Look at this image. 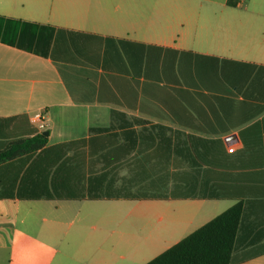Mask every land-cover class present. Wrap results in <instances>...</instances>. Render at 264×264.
<instances>
[{"label": "crops", "instance_id": "0c3cea01", "mask_svg": "<svg viewBox=\"0 0 264 264\" xmlns=\"http://www.w3.org/2000/svg\"><path fill=\"white\" fill-rule=\"evenodd\" d=\"M17 115L48 139L0 163V264H145L238 201L233 264H264V0L0 3Z\"/></svg>", "mask_w": 264, "mask_h": 264}, {"label": "trees", "instance_id": "16d2710c", "mask_svg": "<svg viewBox=\"0 0 264 264\" xmlns=\"http://www.w3.org/2000/svg\"><path fill=\"white\" fill-rule=\"evenodd\" d=\"M239 0H227V4L236 6ZM113 120L121 119L130 123L123 113L112 111ZM27 115L0 118V163L23 155H31L47 144L48 135L45 131L25 123ZM6 123L3 130L2 123ZM110 127H95L92 131H104ZM180 195V194H179ZM177 195V196H179ZM183 195V194H182ZM194 196L193 194H184ZM166 193H149L147 191H117L108 193V198H151L168 197ZM243 213V202L238 201L213 219L196 229L181 241L162 252L145 264H233V252L236 237Z\"/></svg>", "mask_w": 264, "mask_h": 264}, {"label": "rangeland", "instance_id": "374dc122", "mask_svg": "<svg viewBox=\"0 0 264 264\" xmlns=\"http://www.w3.org/2000/svg\"><path fill=\"white\" fill-rule=\"evenodd\" d=\"M17 3V4H20L23 0H0V3ZM91 251H93V249H91ZM111 251H112V244L111 242L109 241L108 244L106 245V252L108 253L109 255V258L110 256H112L113 254H111ZM114 256H117V255H114ZM3 259H0V262L2 261Z\"/></svg>", "mask_w": 264, "mask_h": 264}, {"label": "built area", "instance_id": "2783aa9c", "mask_svg": "<svg viewBox=\"0 0 264 264\" xmlns=\"http://www.w3.org/2000/svg\"><path fill=\"white\" fill-rule=\"evenodd\" d=\"M44 117H45L44 111L41 109L35 115H33L32 120L39 121L40 128L43 129L45 127Z\"/></svg>", "mask_w": 264, "mask_h": 264}, {"label": "water", "instance_id": "95a60500", "mask_svg": "<svg viewBox=\"0 0 264 264\" xmlns=\"http://www.w3.org/2000/svg\"><path fill=\"white\" fill-rule=\"evenodd\" d=\"M44 133L47 135L48 134V131H45Z\"/></svg>", "mask_w": 264, "mask_h": 264}]
</instances>
